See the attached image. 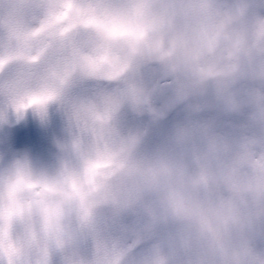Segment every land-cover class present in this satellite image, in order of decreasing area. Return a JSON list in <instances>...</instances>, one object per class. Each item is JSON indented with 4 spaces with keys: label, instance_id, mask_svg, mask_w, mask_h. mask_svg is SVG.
Here are the masks:
<instances>
[{
    "label": "clouds",
    "instance_id": "clouds-1",
    "mask_svg": "<svg viewBox=\"0 0 264 264\" xmlns=\"http://www.w3.org/2000/svg\"><path fill=\"white\" fill-rule=\"evenodd\" d=\"M0 264H264V0H0Z\"/></svg>",
    "mask_w": 264,
    "mask_h": 264
}]
</instances>
